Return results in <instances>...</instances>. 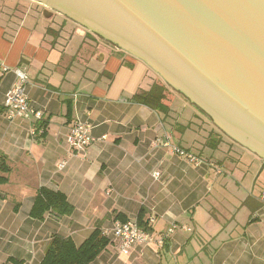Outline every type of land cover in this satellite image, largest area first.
Segmentation results:
<instances>
[{"label": "crops", "instance_id": "crops-1", "mask_svg": "<svg viewBox=\"0 0 264 264\" xmlns=\"http://www.w3.org/2000/svg\"><path fill=\"white\" fill-rule=\"evenodd\" d=\"M38 4L0 0V64L10 68L0 70V154L9 167L0 184V264L8 257L37 264L51 234L80 244L95 228L108 244L92 264H264L263 157L173 93L145 61ZM15 67L25 70L29 102L43 113V136H30L31 121L7 116ZM162 84L166 112L136 100L160 95ZM74 119L94 138L81 152L65 141ZM158 137L202 163L154 147ZM41 186L62 192L72 212L32 218ZM140 216L153 239L124 254L114 223ZM173 223L189 229L167 233Z\"/></svg>", "mask_w": 264, "mask_h": 264}, {"label": "water", "instance_id": "water-1", "mask_svg": "<svg viewBox=\"0 0 264 264\" xmlns=\"http://www.w3.org/2000/svg\"><path fill=\"white\" fill-rule=\"evenodd\" d=\"M32 1L145 61L264 160V0Z\"/></svg>", "mask_w": 264, "mask_h": 264}, {"label": "built area", "instance_id": "built-area-1", "mask_svg": "<svg viewBox=\"0 0 264 264\" xmlns=\"http://www.w3.org/2000/svg\"><path fill=\"white\" fill-rule=\"evenodd\" d=\"M10 68L4 64H0V70L5 72ZM15 74V80L10 86V88L5 93L4 98V108L7 112L8 118L15 116H21L24 119L31 121L32 126L30 127L29 133L31 137H37L39 134L43 133L44 128L39 127L41 121H43V113L39 109L34 108L27 97L25 91L26 83V72L23 68L15 67L13 68ZM104 138V137H103ZM65 141L70 150L74 152L84 151L92 142L94 138L91 134V127L89 124L79 120L74 119L71 121L68 131L65 136ZM154 147L162 145L171 150L172 153L181 156L186 161L199 165L202 163V159L190 152L189 150L184 149L181 146L171 143L167 137H158L152 142ZM63 164H59V167H62ZM158 172L154 173V176L157 177ZM178 229L188 230L189 228L184 225H179L173 223L167 229V233H172ZM114 237L118 240V246L122 253L127 254L129 250L138 244L147 243L152 241V235L140 228L136 221L126 220L116 221L112 229Z\"/></svg>", "mask_w": 264, "mask_h": 264}, {"label": "trees", "instance_id": "trees-1", "mask_svg": "<svg viewBox=\"0 0 264 264\" xmlns=\"http://www.w3.org/2000/svg\"><path fill=\"white\" fill-rule=\"evenodd\" d=\"M166 91L167 86L162 84V93L160 95L154 96L152 92L147 95H140L136 100L150 106H157V108H162V111L166 112L168 110L167 105L164 103ZM38 125V128H44L43 133L38 135L40 137L45 133L46 121L43 119ZM8 171L9 167L6 164V157L0 154V184L7 182V177L4 174ZM72 210L73 206L62 192L41 186L35 192L29 215L34 219L42 220L46 214L54 212L60 215H69ZM126 220L123 219L121 221L124 222ZM136 223L143 230L151 231L147 222L143 221L141 216L136 220ZM107 244L108 240L102 235L99 228H95L80 244H76L69 236L51 234L48 247L37 264H92ZM2 264H22V260L8 257Z\"/></svg>", "mask_w": 264, "mask_h": 264}, {"label": "rangeland", "instance_id": "rangeland-1", "mask_svg": "<svg viewBox=\"0 0 264 264\" xmlns=\"http://www.w3.org/2000/svg\"><path fill=\"white\" fill-rule=\"evenodd\" d=\"M25 1H29V2H31V3H36L35 1H32V0H25ZM37 4V3H36ZM39 5V4H38ZM40 6H41V4H40ZM94 34V33H93ZM94 35H96V34H94ZM98 36V35H97ZM105 41V40H104ZM170 87V86H169ZM170 89L173 91V93H176V94H179V95H181L182 97H184L182 94H180L179 92H177V91H175V90H173L171 87H170ZM185 98V97H184ZM187 99V98H186ZM199 109V108H198ZM200 110V109H199ZM201 111V110H200ZM201 112H203V111H201ZM184 113V115H183V117H187V113L186 112H183ZM204 113V112H203ZM205 114V113H204ZM263 176H264V170L262 171V174H261V177H262V180H261V183H263L264 184V178H263ZM260 180V179H259Z\"/></svg>", "mask_w": 264, "mask_h": 264}]
</instances>
